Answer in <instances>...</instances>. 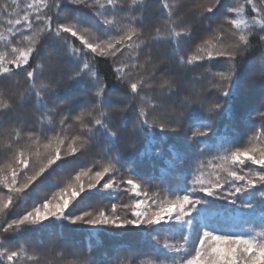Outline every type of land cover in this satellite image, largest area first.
I'll return each instance as SVG.
<instances>
[{
	"label": "snow or ice",
	"instance_id": "6c2138e0",
	"mask_svg": "<svg viewBox=\"0 0 264 264\" xmlns=\"http://www.w3.org/2000/svg\"><path fill=\"white\" fill-rule=\"evenodd\" d=\"M157 4L150 21L147 0H0V80L17 85L0 88V264H95L92 244L70 261L40 243L10 246L12 237L64 225L96 230L90 236L148 230L153 258L121 264H264V0ZM81 10L90 15L72 14ZM203 20L215 24L185 48L192 22ZM254 50L247 64L258 74L259 96L250 101L258 106L239 112L250 133L237 144L234 136L221 139L214 121L231 117L234 98L255 88L241 76ZM97 58L111 62L123 87L115 98ZM166 63L185 73L204 69L199 87L179 102L172 97L180 82ZM80 85L86 101L61 91ZM29 107L33 122L23 117ZM195 107L205 115L191 114ZM101 141L123 142L134 158L104 152L82 161ZM145 158L156 169L147 179L133 166ZM178 167L183 183L170 187L168 173ZM154 180L161 191H149ZM42 186L51 191L29 203ZM120 192L126 202L103 203ZM221 210L249 224L259 213V230L214 220Z\"/></svg>",
	"mask_w": 264,
	"mask_h": 264
},
{
	"label": "trees",
	"instance_id": "16d2710c",
	"mask_svg": "<svg viewBox=\"0 0 264 264\" xmlns=\"http://www.w3.org/2000/svg\"><path fill=\"white\" fill-rule=\"evenodd\" d=\"M192 3H195V0H191ZM147 8L145 9V17L148 20H154L157 15V0H147ZM69 9H73V5H67ZM73 15L82 14L85 16L90 15L87 10H81L80 13L73 12ZM185 21H192V17L190 14H186L184 17ZM209 24H215L214 21L203 20V23L192 22V40L185 42V48L192 47L194 42H199V38L203 34L204 29ZM71 39V38H70ZM78 44L79 42L76 41ZM255 43V41L253 42ZM48 50L55 53L56 46L54 44L48 45ZM254 50L252 53H249L248 56L244 58V63L241 65V76L245 80H251L255 82V88L250 93H245L241 96H237L233 101V113L230 117L227 114H223L215 118L214 127L217 132L222 134L221 139L224 137H235V142L237 144H242L247 138V135L250 133V129L247 127L244 119L239 116L240 111H245L250 107H256L258 104H251V99H255L259 96L260 87L258 74H254L252 70L249 68L247 64V60L249 57L255 54ZM154 54L156 50H153ZM162 55H167L170 52V49L162 48L160 49ZM42 55H47V52H42ZM69 58H64L65 64H67ZM95 67L97 68L99 74L102 77L106 78V82L109 84L110 88L113 90V98L120 95L123 91V87L120 86L115 80L112 79V69L111 62L106 61L104 58H97V62ZM166 71H170V73H175L177 79L180 82L179 90L176 96L172 97V101L179 102L183 99L184 95L195 88L199 87V81L196 79V75L203 73L204 69L200 68L197 70L195 74L185 73L179 69V67L172 63H166L161 66ZM220 70L219 68H214L213 71ZM21 82L23 81V77L17 78ZM16 82L8 81V80H0V88L9 89L12 91L16 90ZM84 85H80L77 88H66L62 89L63 92H70L73 96H75L79 101L88 100V96L85 95ZM153 94L157 95L158 90H153ZM171 103V102H169ZM83 106V105H81ZM80 109L77 108L76 111ZM189 112L193 115L203 116L205 113L198 107L194 109H190ZM74 114V113H73ZM23 117L29 122H33L35 117L33 116V110L29 107L24 113ZM117 120L119 119V115L117 114L115 117ZM254 123H259L258 120L253 121ZM129 128H131V122L129 123ZM170 137L169 143H172L173 134H168ZM167 145H165V148ZM108 152L109 155H120L122 158L133 159L134 153L132 150L127 149L123 142H118L117 144H110L101 141L98 147H93L91 151H89L84 157H82V161L91 163L95 159H97L102 153ZM4 163V159L0 156V165ZM159 163V162H157ZM137 168L142 175L147 179L150 175L155 174L156 169L152 166V162L147 158L143 160V162H138L136 165H133ZM123 171V169H121ZM181 173V168H176L173 171L168 173L167 184L170 187H175L178 184H182L183 181L179 178ZM53 182H55V177H53ZM152 187L149 188V191H161L155 187V185H159L161 182L159 180H154L151 182ZM47 186H42L37 190L36 193L33 194L32 197H29V203L31 200L37 196L44 195L45 192H49ZM163 194V193H162ZM128 194L125 192H120L116 200H104V204H110L112 202H126L128 200ZM255 203V201H253ZM220 203V202H217ZM226 207H231L226 205ZM214 220L224 221L228 219L230 223L238 224L244 228H254L255 230H259L258 225L259 221V213H256L254 217H248V219L253 220L254 223H242V221L226 218L222 214L219 216H214ZM91 228L87 227H76V226H57L54 228H50L45 230L44 232H28L23 236L16 238H10L12 241V245L14 246L16 243H40L45 248L53 250V255L59 252L63 254V259L65 261H70L73 259H83L80 253H84L87 255L88 253L85 251L88 245L92 244L95 246V254L92 256V259L95 260V264H121V262L127 260L136 259H150L153 258L150 254L153 251L154 242L151 237L146 233L148 230L144 228H134L132 226H128L122 229H100L97 235L90 236V233L94 232ZM27 246V245H26ZM163 260V257H160Z\"/></svg>",
	"mask_w": 264,
	"mask_h": 264
},
{
	"label": "rangeland",
	"instance_id": "374dc122",
	"mask_svg": "<svg viewBox=\"0 0 264 264\" xmlns=\"http://www.w3.org/2000/svg\"><path fill=\"white\" fill-rule=\"evenodd\" d=\"M24 119H25V117H24ZM26 120V119H25ZM27 121V120H26ZM29 122V121H28Z\"/></svg>",
	"mask_w": 264,
	"mask_h": 264
}]
</instances>
